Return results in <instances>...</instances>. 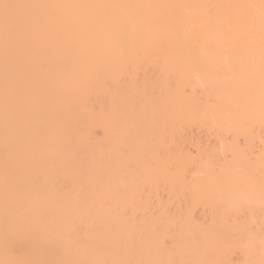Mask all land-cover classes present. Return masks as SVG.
I'll return each mask as SVG.
<instances>
[{"label": "bare ground", "instance_id": "obj_1", "mask_svg": "<svg viewBox=\"0 0 264 264\" xmlns=\"http://www.w3.org/2000/svg\"><path fill=\"white\" fill-rule=\"evenodd\" d=\"M66 31L68 36L61 40L59 47H54ZM205 43H209V48L202 47ZM24 47L30 48L29 61L21 54ZM45 51L50 54L48 58L42 56ZM230 52L235 57L259 59L261 92L240 84L241 68L239 62L230 65ZM138 56L147 62L168 60L162 81L174 83L177 97L169 98L163 106L167 96L154 94L148 86L153 80L145 81L139 94L122 86L117 78L126 59ZM204 58L213 62L203 67L200 60ZM43 64L50 67L44 70ZM27 73L46 83L31 102L22 93L28 86L26 79L20 83L15 81L19 76L27 77ZM109 74L118 76L113 81L114 104L108 112L97 115L105 125L104 132L95 133L91 124L86 125L94 147L113 143L115 134L126 142L133 141L136 137L131 133L136 126L150 135V126L164 124L166 114L176 126L192 120L209 121L211 132L223 140L227 137L228 141L233 133L246 134L241 126L242 115L264 118V0H0V130L8 127L13 136L8 147L0 148V155L8 151L14 159H19L20 153L29 149L25 134L31 124L24 117L31 106L36 107L39 116L38 128L48 125V135L42 132L43 154L52 153L54 138L64 135L71 124L69 103L78 101L85 119L92 120L94 117L85 104L92 91L91 82ZM165 110L166 114L162 113ZM230 148L236 150L232 145ZM89 152L82 147L79 158L68 171L70 176L81 179L83 189L72 198L60 201L57 211L34 217L36 233L24 232L23 241L33 240L35 245L45 246L52 241L48 230L60 228L58 238L63 242L64 225L70 215L91 221L97 218L98 199L112 185L97 180L99 169L90 164ZM233 156L240 161L244 152L237 151ZM59 166L65 167L63 163ZM3 172L5 169L0 164V185H8ZM235 172L227 168L206 180V184L222 189L220 207L224 209L244 197L233 186ZM26 186L40 190L46 202L53 197L40 185L27 183ZM246 198L253 199V196ZM50 209L47 204L41 211ZM10 221V210L0 207V264L11 256L4 246L10 243L16 230ZM236 230L235 221H226L216 214L208 234L191 226L187 236L174 240L181 246L183 263L220 264L219 246L208 242L214 236L220 237L224 244L230 242ZM253 238L248 236L251 245ZM40 251L36 247L34 253ZM36 259L32 255L20 259L19 264H38ZM150 263L170 264L159 256ZM244 264H254L253 258L248 257Z\"/></svg>", "mask_w": 264, "mask_h": 264}, {"label": "rangeland", "instance_id": "obj_2", "mask_svg": "<svg viewBox=\"0 0 264 264\" xmlns=\"http://www.w3.org/2000/svg\"><path fill=\"white\" fill-rule=\"evenodd\" d=\"M68 34L66 31L60 35L54 47H59ZM209 46V43L202 44L204 49ZM29 52V47L21 50L25 61L30 59ZM42 56L48 58L50 54L45 51ZM229 61L230 65L239 62L238 81L242 86L261 92L258 58L235 57L230 52ZM211 62L208 58L200 60L203 67ZM168 66V60L162 58L147 62L141 56L128 57L120 76L109 74L100 81H92V91L85 104L94 118L85 119L78 101L69 103L71 124L64 135L54 138L50 154H43L42 143V132L48 135V125L38 128L36 107L28 109L24 118L31 124L25 134L29 149L23 150L19 159H14L8 151L0 155L3 174H6L4 182L8 183L0 185V207L10 210V225L16 229L10 243L4 245L11 253L4 264H19L20 259L32 255L36 256L38 264H151L156 256L170 264H187L183 263L181 246L174 239L187 236L191 226L208 234L216 214L237 224V234L230 242L224 244L218 236L208 242L219 246L220 264H244L248 257L253 258L254 264H264V118L242 115L241 126L246 134L233 133L228 136L229 142L225 140L227 137L223 140L211 132L209 121L192 120L174 125L167 110L162 111L167 121L162 125L152 124L150 135H145L139 126L133 128L130 132L136 137L133 141L126 142L115 134L113 143L97 148L86 133L87 124H91L95 133L104 132L105 125L99 122L97 115L101 111L108 112L114 104L113 81L117 76L122 86L135 94H139L145 81L153 80L148 86L154 94L167 96L163 106L169 98L177 97L174 83L162 81ZM42 67L46 70L50 64ZM28 73L27 77L19 76L15 81L20 83L26 79L28 86L22 93L26 101L31 102L46 83ZM10 130L8 127L0 130V148L9 146L13 138ZM82 147L90 151V164L99 169L97 180L112 185L98 199L97 218L91 221L70 215L64 225L63 242L58 238L60 228L48 230L52 241L45 246H37L33 240L23 241L24 232L36 233L34 217L57 211L60 201L72 198L83 189L81 179L68 174ZM237 151L244 152L240 161L234 160L233 154ZM40 153L43 155L36 158ZM60 163L65 167L59 166ZM227 168L236 170L233 186L244 193V197L224 209L220 207L222 189L206 184V180ZM23 183L25 185H21ZM27 183L40 185L53 194L52 199L44 201L40 190L27 187ZM249 195L253 199H247ZM47 204L51 209L41 211ZM249 235L254 237L252 245ZM36 247L42 251L35 254Z\"/></svg>", "mask_w": 264, "mask_h": 264}]
</instances>
